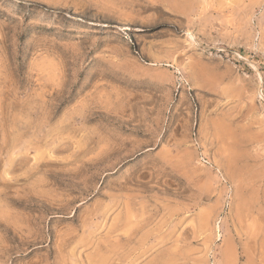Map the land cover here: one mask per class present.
Instances as JSON below:
<instances>
[{
    "label": "rangeland",
    "instance_id": "374dc122",
    "mask_svg": "<svg viewBox=\"0 0 264 264\" xmlns=\"http://www.w3.org/2000/svg\"><path fill=\"white\" fill-rule=\"evenodd\" d=\"M0 264H264V0H0Z\"/></svg>",
    "mask_w": 264,
    "mask_h": 264
},
{
    "label": "bare ground",
    "instance_id": "6f19581e",
    "mask_svg": "<svg viewBox=\"0 0 264 264\" xmlns=\"http://www.w3.org/2000/svg\"><path fill=\"white\" fill-rule=\"evenodd\" d=\"M192 39H196L193 33H189Z\"/></svg>",
    "mask_w": 264,
    "mask_h": 264
}]
</instances>
